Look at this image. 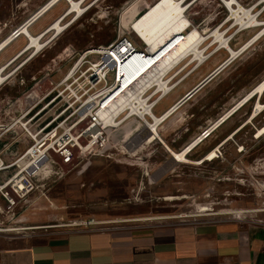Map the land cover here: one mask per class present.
I'll use <instances>...</instances> for the list:
<instances>
[{"label":"rangeland","instance_id":"obj_1","mask_svg":"<svg viewBox=\"0 0 264 264\" xmlns=\"http://www.w3.org/2000/svg\"><path fill=\"white\" fill-rule=\"evenodd\" d=\"M124 38L151 59L169 51L101 116L118 118L103 127L100 157L64 173L56 162L44 163L41 171L51 164L49 173L16 207L0 199V251L41 233L83 228L213 220L264 229V0H0V159L18 161L19 170L28 164L22 130L32 119L20 120L21 99L45 77L57 83L67 73L74 79L84 68L99 70L86 61L94 60L89 54L108 53ZM168 70L184 75L172 92V82L161 79ZM84 86L77 82L65 100ZM151 86L166 96L159 104L142 95ZM140 118L155 136L131 138L141 147L128 149ZM54 214L81 217L84 227L5 231Z\"/></svg>","mask_w":264,"mask_h":264},{"label":"built area","instance_id":"obj_2","mask_svg":"<svg viewBox=\"0 0 264 264\" xmlns=\"http://www.w3.org/2000/svg\"><path fill=\"white\" fill-rule=\"evenodd\" d=\"M178 36L179 42L185 37L183 34ZM175 39L176 37L173 40ZM138 49V46L128 38L118 43H111L105 51H109L116 64L107 59L108 53L89 54L88 57H94V60L86 61L92 64L98 62L99 70L90 72L88 67L84 68V73L76 74L74 79L67 73L57 83L52 77H45L34 90L20 100L23 104H21L20 120L28 114L32 119V125L27 127L24 125L22 130L25 138L30 142L24 153L28 165L19 170L16 165L6 164L0 159V199L6 207H16L19 200L33 190L35 178L44 163L56 162L58 173H64L62 171L65 168L71 170L84 160L100 157L97 153L103 149L105 143L102 137L101 116L110 108L115 98L131 83L141 79L144 72L152 71V67L156 66L169 51L167 50L161 57L154 56L155 58L151 59L152 55L146 49L140 51ZM170 70L161 77L165 79L166 85L172 82L168 92H172L176 82L180 83L184 80V75L179 76L181 72H178V75H174L176 72L169 75ZM83 81L85 86L78 95H72L65 100L64 97H67L71 89L77 86V82ZM42 94L51 95V100L42 103L38 99ZM142 95H146L147 102L151 101L150 104L155 102V105L166 97L154 86L147 88ZM205 134L206 132L202 136ZM229 139L231 137L227 140ZM223 143L215 148L216 158L223 156ZM236 146L238 152L243 151V146Z\"/></svg>","mask_w":264,"mask_h":264},{"label":"crops","instance_id":"obj_3","mask_svg":"<svg viewBox=\"0 0 264 264\" xmlns=\"http://www.w3.org/2000/svg\"><path fill=\"white\" fill-rule=\"evenodd\" d=\"M117 118H101L103 127L112 128ZM153 129L151 122L140 118L134 121L127 139L155 136ZM138 147L140 143L130 140L127 143L128 149ZM50 169L51 164L48 170L40 171L38 181ZM186 217L189 216H179L180 219ZM50 218L47 223L5 231L37 234L43 230L84 227L81 217L64 220L60 214H54ZM136 218L141 222L165 220ZM0 264H264V229L241 230L233 222L211 220L182 225L143 224L102 230L53 231L38 234L20 246L9 244L0 251Z\"/></svg>","mask_w":264,"mask_h":264},{"label":"bare ground","instance_id":"obj_4","mask_svg":"<svg viewBox=\"0 0 264 264\" xmlns=\"http://www.w3.org/2000/svg\"><path fill=\"white\" fill-rule=\"evenodd\" d=\"M153 42L155 41V40H152Z\"/></svg>","mask_w":264,"mask_h":264}]
</instances>
